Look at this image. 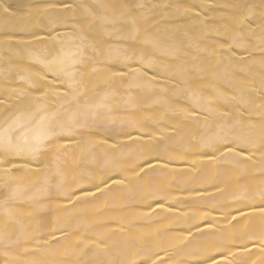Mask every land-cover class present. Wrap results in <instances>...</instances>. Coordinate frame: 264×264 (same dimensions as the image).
Instances as JSON below:
<instances>
[{
    "label": "bare ground",
    "instance_id": "bare-ground-1",
    "mask_svg": "<svg viewBox=\"0 0 264 264\" xmlns=\"http://www.w3.org/2000/svg\"><path fill=\"white\" fill-rule=\"evenodd\" d=\"M65 3L72 7H63ZM117 3L129 6L133 13L129 20L135 19L141 37L148 32L159 41L162 50L179 49L175 60L150 46L146 47L147 55L154 56L161 65L167 61L188 66L196 63L206 71L167 76L168 91L149 90L128 76H113L120 63L87 49L91 59L76 65L86 84L80 100L96 102L108 94L113 117L92 130L91 135L72 138V143H67L66 137H54L57 143L50 144L38 159L18 157V166L9 168L11 178L0 177V234L7 241H0V264H129L137 250L139 264L164 242L171 245L170 264H197L206 258L205 252L221 264H261L264 149L259 143V132L264 124V58L257 39L251 40L255 47L253 59L243 64L238 58H234L235 63L220 62L209 54L212 48L222 51L213 41L225 40L238 29L245 32L247 39L244 24L259 33L264 13L261 0H0V14L5 6L23 14L28 11L24 5H54L47 9L48 19L56 21L60 40L71 45V36L77 31L73 24L88 32V25L82 21H93L95 17L93 22H98L100 16L112 17L114 12L118 16L119 10L113 8ZM139 4L146 7L141 10ZM189 6H195V11H186ZM141 11L147 14V23L142 20ZM48 19H44L45 25ZM241 19L243 24L238 23ZM116 26L119 31L111 37L99 30L89 33L90 42L101 49L105 43H134L115 39L132 30L130 22L119 20ZM226 30L228 36L216 35V31ZM47 32V27L34 23L15 32L10 41L0 36V99L10 101L0 104V123L10 115L27 121L45 103L49 109L59 110L56 94H50L47 101L41 97V105H37L35 90L19 79L26 72L42 70L26 50L42 52L60 47L59 40L47 38ZM33 33L44 38L36 39ZM190 42H199L201 48L207 45L209 51L198 52ZM9 43L19 54L6 50L4 45ZM148 71L151 73V69ZM144 79L141 77L140 81ZM21 88L33 93L22 97L23 103L17 100ZM178 89L198 93L204 108L197 107L188 91L175 95ZM157 96L164 99L157 100ZM190 109L200 115L193 116ZM225 120L232 122L230 131L237 138L233 147L246 155L217 152L213 159L211 150L200 145V136L215 131L217 124ZM129 133L152 139L129 138ZM240 141L245 142L244 147H240ZM64 148L69 151L63 152ZM153 149L155 152L148 159L154 167H145L147 175L140 173L144 176L141 180L129 170L144 162L138 158L142 152ZM57 166L62 176L52 175ZM103 172L119 175L125 183L110 185L113 190L105 188L104 194L96 192L94 185ZM46 177L53 182L62 180L65 190L77 193L76 206L63 196L48 195ZM88 190L95 195L86 196L84 192ZM227 213L235 214L240 224L233 228L235 221L231 216L224 219ZM196 225L201 232L195 230ZM190 228L197 239L185 247L191 240Z\"/></svg>",
    "mask_w": 264,
    "mask_h": 264
},
{
    "label": "snow or ice",
    "instance_id": "snow-or-ice-1",
    "mask_svg": "<svg viewBox=\"0 0 264 264\" xmlns=\"http://www.w3.org/2000/svg\"><path fill=\"white\" fill-rule=\"evenodd\" d=\"M54 5H24L28 9L23 14H17L10 7L5 6L2 14H0V36L5 40H11L14 38V33L18 30L27 29L35 24L41 27H47L48 32L46 36L49 40H59L60 47L57 49L55 46L47 48L42 52H32L30 49L28 52L29 58L33 63L41 66L42 70H36L34 72H26L24 75H20L19 79L29 89H34L38 98L36 100L37 105H41V97L44 101L50 98V94H56L57 103L60 104L59 110L49 109L45 103L37 114L31 116L27 121H22L19 116H8L0 123V177L6 179L11 178L12 173L9 168H16L18 166V157H30L33 160L38 159L43 150L47 149L50 144L57 143L54 137H66L67 143H72L74 137H85L92 134V130L100 128L105 120L113 117L111 105L107 102L109 99L108 94L96 102H90L87 98L81 102L80 97L85 95L86 84L84 83L81 75V70L76 67L78 64H84L86 59H91L87 53V49H91L92 53L96 55H102L108 60L118 61L121 65L119 69L113 72V76H128L129 80L142 83V86L146 89L159 88L161 92L168 91L166 85L168 83L167 76H185L190 71L204 72L206 69L196 63L188 66L185 63L173 64L172 61H167L163 65L159 64L154 56L146 54V47H151L154 51H164L168 56H171L173 60L178 58L179 49L175 47H169L167 49H161L159 41L154 39L150 33L145 32L143 37L140 36V28L136 24L135 19L129 20V17L133 16V13L129 11V6L124 3H117L113 5L114 9L119 10V15L113 13L112 17L102 15L99 17L98 22L89 21L85 18L82 21L83 24L88 25V32H85L84 28L80 25L73 24L72 26L77 29L72 36L71 45L66 44L63 40H60L59 29L56 27V21L48 19L49 13L47 9ZM170 6V5H169ZM261 6L264 7V0H261ZM65 8L72 7L71 4L65 3ZM137 7L143 10L146 5L139 4ZM34 9V10H33ZM151 11V9H149ZM186 11H195V6H189ZM251 13V9L249 10ZM88 15H93L88 13ZM196 15H199L197 12ZM140 16L142 20L147 23V14L141 11ZM194 18V17H192ZM44 19H48L47 25L44 24ZM119 20L132 24V30L123 35H117V41L132 40L134 43H105L103 49L97 47L96 44L90 42L89 33L94 31H102L104 35L111 37L113 32L119 31L116 26ZM239 24H243V20L238 21ZM111 24V29L106 25ZM63 26H67V22H63ZM244 28L247 31V39L245 38V32L242 29L233 31L228 36L227 30L225 33L216 31V35L228 36L225 40L213 41L217 44L222 51H217L216 48H212L209 52L210 55H215L218 61L223 62L228 60L230 63H235L238 58L239 63H246L248 60L253 59V52L255 47L252 45L251 40L257 39L259 41L258 49L261 52L262 58H264V13H261V21L259 24L260 31L256 33L249 25L244 24ZM55 32L56 36L52 33ZM36 39H43L40 34L33 33ZM78 41V43H76ZM141 45L145 47H141ZM190 46L194 47L198 52L209 51L207 45L204 48L200 47L199 42H190ZM8 52L17 51L9 43L4 45ZM239 50V51H237ZM17 54L19 52L17 51ZM262 67H264V60H262ZM151 69V73H149ZM93 71H96L95 65H93ZM264 75V74H262ZM141 77L146 79L140 81ZM109 79V78H106ZM156 81L161 83L157 84ZM187 89H178L174 94L181 95ZM23 88L17 93V100L19 103H23L22 97L32 95ZM188 97L196 102L198 108H204V102L199 99V94L196 92L188 91ZM157 100L164 99L161 96L156 97ZM261 107L264 108V96L261 97ZM74 102V104H73ZM242 102H246L243 101ZM167 103V102H166ZM0 104H10L9 100L0 99ZM68 104L69 107L65 108L64 105ZM170 106V105H169ZM193 116H199L200 112L195 109L189 110ZM38 117V118H37ZM210 127L209 125H205ZM232 122L225 120L222 124H217L216 130L211 131L206 135H201L199 143L202 147L211 150V158H215V153L235 152L237 155H246L239 149L234 148L233 144L237 142V138L231 133L230 129ZM173 131H175L173 129ZM129 138L134 139H147L151 140V136L140 137L139 135L133 137L131 133L128 134ZM77 143L79 141H76ZM259 143L261 149H264V124L261 125L259 132ZM245 142L240 141V147H244ZM248 146H251L250 144ZM68 148H64L63 152H68ZM155 152L141 153L138 158L144 162L136 164L129 171L134 173L139 179H144L147 173L144 171L145 167L153 168L152 161L148 159ZM63 154V153H61ZM58 159V157H57ZM139 169V172H137ZM118 171V169H117ZM140 173H144L141 176ZM53 176H62L60 168L57 166L52 173ZM62 180L59 182L49 181L46 177L45 191L48 195H60L69 202L73 203L75 207L74 199L78 200L79 196L75 192H70L62 187ZM125 183L119 175H109L106 172L101 173L99 183L94 185L96 192L104 194L103 190L107 188L109 191L113 189L110 185H120ZM54 190V191H53ZM86 196L95 195L94 192L88 190L85 191ZM262 199H264V192L260 193ZM243 215V213H241ZM231 216V220L235 223L231 224L233 228L240 224L237 217L233 213H227L224 216L225 220ZM197 232H201L199 225L194 226ZM192 229L188 230V236H191V240H188V236L185 237L188 243L185 247H188L193 240L197 237L192 236ZM52 238L59 244V239L56 238L55 233H52ZM9 240L11 237L8 238ZM0 241H4V235L0 234ZM261 251H264V233L260 236ZM171 247L167 242L157 245L155 251H151L147 255V259L140 261L139 264H170L168 248ZM247 249V245H245ZM219 251V249H213ZM227 251H231L228 249ZM7 255V253H5ZM140 255L139 251L132 253V260L129 264H137V256ZM203 255L205 259L198 261L197 264H221L214 256L205 252ZM227 259V258H225ZM25 264H38L36 261H25ZM186 264V262H182ZM227 264H235V261H227ZM252 264H256L252 261ZM264 264V260L261 261Z\"/></svg>",
    "mask_w": 264,
    "mask_h": 264
}]
</instances>
